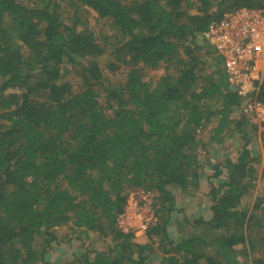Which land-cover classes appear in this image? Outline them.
Instances as JSON below:
<instances>
[{
	"label": "trees",
	"instance_id": "1",
	"mask_svg": "<svg viewBox=\"0 0 264 264\" xmlns=\"http://www.w3.org/2000/svg\"><path fill=\"white\" fill-rule=\"evenodd\" d=\"M240 8L264 0H0V264H264V160L248 149L264 121L201 36ZM68 9L107 27L79 29ZM107 55L123 83L104 77ZM226 142L235 159L218 161ZM206 169L224 176L208 186L210 219L174 216ZM139 190L154 218L143 243L118 224ZM73 242L81 252L48 262Z\"/></svg>",
	"mask_w": 264,
	"mask_h": 264
},
{
	"label": "built area",
	"instance_id": "2",
	"mask_svg": "<svg viewBox=\"0 0 264 264\" xmlns=\"http://www.w3.org/2000/svg\"><path fill=\"white\" fill-rule=\"evenodd\" d=\"M201 36L221 60L227 86L244 100L243 111H252L257 123L264 121L259 100L264 81V11L240 8L226 13Z\"/></svg>",
	"mask_w": 264,
	"mask_h": 264
},
{
	"label": "rangeland",
	"instance_id": "3",
	"mask_svg": "<svg viewBox=\"0 0 264 264\" xmlns=\"http://www.w3.org/2000/svg\"><path fill=\"white\" fill-rule=\"evenodd\" d=\"M68 16L69 18H74L79 22V29L85 28L88 31L97 34L100 31H103L106 29V24L103 22V20H100L94 13H87V12H76L74 13L73 10L68 9ZM111 57L105 56L103 57L98 63L101 66H109L110 69H108V72L104 73V77L108 78V81L112 84L117 83H123L125 80V73L123 71H117L113 69L111 63ZM125 67H131L130 64L124 65ZM70 67V66H69ZM72 67V66H71ZM70 67V68H71ZM74 69V67H72ZM110 70V71H109ZM63 79L65 81H69L70 83H74L75 78L72 74H65L64 68L61 69ZM149 72L146 76H152V78L156 79L162 72V67H159L155 70H146L145 74ZM262 122V121H261ZM260 122V123H261ZM257 123V122H256ZM260 123H257L259 125ZM262 127H260L259 131ZM260 133V132H259ZM203 138H206V132L203 134ZM237 145H241L240 142H237ZM248 149L250 150L251 154L253 156L261 155L262 161L264 160V142L260 143L258 138L255 142H253L250 146H248ZM211 154L218 158V161H222L225 159V157H228L232 160L235 159L236 154V145H232L229 142L223 143L221 145L215 146L213 150H211ZM212 173L211 170L206 169V171L203 174V178L201 181V195L195 199L194 202L191 200H187L185 197H177L176 200V206H177V213L174 214V216H177L178 218L186 217H199L201 215V211L208 209L209 207V198L207 196L208 192V186L210 183L216 184L219 183V181H222L224 178L221 177L218 180H214L210 176ZM259 190L264 187V181L258 182ZM251 201V200H248ZM152 194H143L140 190L137 193H131L129 195V198L127 200V204L125 207V210L123 214L119 216L118 224L119 228L122 229L124 232L126 231H133L135 233V239L137 243H143L146 241V237L144 234V231H142V227L146 225L148 222H152L154 220L153 213H152ZM210 214V213H209ZM184 215V216H183ZM208 217V216H207ZM172 231H174L173 227H169V233L172 235ZM255 232H253L254 234ZM90 244L89 246L91 249H102L104 250L107 247V244H105L102 240H97L96 238H91V240L88 241ZM52 255H47V260L50 263H60L65 257H69L72 254H76L82 251L80 247L78 248V244L71 243L70 245H56L54 246ZM240 258L243 259V261L248 262L249 259L245 258L244 252L240 253ZM157 264V262H155Z\"/></svg>",
	"mask_w": 264,
	"mask_h": 264
},
{
	"label": "crops",
	"instance_id": "4",
	"mask_svg": "<svg viewBox=\"0 0 264 264\" xmlns=\"http://www.w3.org/2000/svg\"><path fill=\"white\" fill-rule=\"evenodd\" d=\"M209 213H210V211H209V207H208V209H206V211L205 210L201 211V215L199 217H202L203 219H206V220L210 219V214Z\"/></svg>",
	"mask_w": 264,
	"mask_h": 264
}]
</instances>
